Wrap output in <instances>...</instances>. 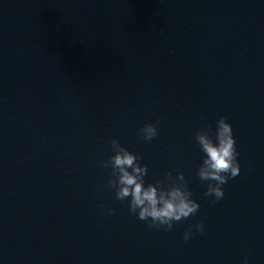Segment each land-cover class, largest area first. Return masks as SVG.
I'll return each instance as SVG.
<instances>
[{
    "label": "water",
    "instance_id": "1",
    "mask_svg": "<svg viewBox=\"0 0 264 264\" xmlns=\"http://www.w3.org/2000/svg\"><path fill=\"white\" fill-rule=\"evenodd\" d=\"M222 116L241 170L211 204L195 135ZM113 139L146 182L182 172L198 212L170 231L130 213L102 167ZM245 256L264 264V0H0V264Z\"/></svg>",
    "mask_w": 264,
    "mask_h": 264
},
{
    "label": "clouds",
    "instance_id": "2",
    "mask_svg": "<svg viewBox=\"0 0 264 264\" xmlns=\"http://www.w3.org/2000/svg\"><path fill=\"white\" fill-rule=\"evenodd\" d=\"M138 135L145 142L152 141L158 135L156 124H144L138 129ZM195 141L201 153L196 176L207 185L204 195L211 198V204H216L225 196L223 186L237 177L241 170L233 127L222 116L214 130L210 126L202 129L195 135ZM110 148L112 154L102 163L104 169H110L107 188L114 191L116 200L127 201L129 212L140 221L151 228L170 231L175 223L187 220L198 212L200 204L192 198L182 172H177L175 177L166 172L163 179L146 182L148 166L142 163L141 156L116 139L110 141ZM101 209L104 215L114 214V210L107 205H101ZM204 230V223L198 221L195 231L203 234ZM192 235L190 226L183 234L184 241L188 242ZM243 264H248L247 256L243 258Z\"/></svg>",
    "mask_w": 264,
    "mask_h": 264
}]
</instances>
